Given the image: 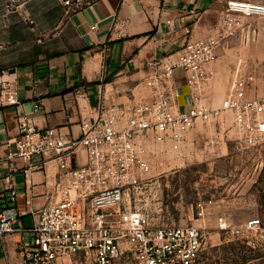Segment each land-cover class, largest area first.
I'll return each mask as SVG.
<instances>
[{
	"label": "built area",
	"instance_id": "built-area-1",
	"mask_svg": "<svg viewBox=\"0 0 264 264\" xmlns=\"http://www.w3.org/2000/svg\"><path fill=\"white\" fill-rule=\"evenodd\" d=\"M14 9L26 0H3ZM78 7L82 0H63ZM264 16V2L228 1L222 12L224 25L236 24L243 17ZM220 35L190 37L176 51L151 64L145 84L149 99L133 104H105L102 95L95 106L96 115L82 117L80 135L68 137L60 127L38 126L26 115L18 117L15 149L6 158L29 161L40 156V163L57 162L60 198L33 210V224L18 222L14 182L6 177L9 201L0 204V238L10 232L27 230L31 238L19 248L21 264H64L70 255L91 257L96 264H111L124 250L135 264H201L202 228L193 222L152 224L138 207L131 206L125 193L149 168L147 140L180 149L185 134L204 113L195 87L212 76L210 63L216 57ZM175 68L183 70L190 88L188 108L179 104V91L173 83ZM264 66L255 64L246 71L234 70L218 109L233 117L235 138L253 144L264 138V87L259 77ZM264 86V84H262ZM0 102H18L12 82H2ZM86 150V162L74 165L77 146ZM29 166H33L29 163ZM64 182V183H63ZM213 200L196 202V215L212 212ZM219 231L238 234L252 249L264 251V219L247 218L241 224L218 215Z\"/></svg>",
	"mask_w": 264,
	"mask_h": 264
},
{
	"label": "crops",
	"instance_id": "crops-1",
	"mask_svg": "<svg viewBox=\"0 0 264 264\" xmlns=\"http://www.w3.org/2000/svg\"><path fill=\"white\" fill-rule=\"evenodd\" d=\"M228 1L82 0L73 8L63 0H26L8 9L0 0V88L3 81L12 82L18 99L13 104L0 102V204L9 201L6 177L14 182L18 222L24 227L33 224V210L60 198L56 161L40 163L39 155L29 161L6 158L7 150L15 149L20 115L78 137L81 118L96 115L100 95L109 105L149 99L145 80L153 69L151 62L178 50L190 35L217 32L215 25H224L222 12ZM256 21L244 17L232 33L220 37L209 65L212 76L194 88L202 95L201 103L214 101L203 95L213 91L220 77L224 80L219 92L224 95L237 67L244 71L253 60L264 59V41L255 35L264 32V23ZM172 79L179 104L188 108L190 88L183 70L175 68ZM160 144L164 143L153 142L154 150H160ZM85 150L81 145L75 148L74 165L86 162ZM30 238L27 230L0 238V264H21L19 248Z\"/></svg>",
	"mask_w": 264,
	"mask_h": 264
},
{
	"label": "rangeland",
	"instance_id": "rangeland-1",
	"mask_svg": "<svg viewBox=\"0 0 264 264\" xmlns=\"http://www.w3.org/2000/svg\"><path fill=\"white\" fill-rule=\"evenodd\" d=\"M251 17L259 19L256 24L264 23V16ZM234 26L215 25L214 33L223 38L224 32L227 36ZM255 35L264 41V32ZM255 64L264 66V59L253 60L251 66ZM222 78L212 85V92L203 95L214 101L204 105L206 112L185 134L180 149L160 144L161 149L154 150L149 138V168L138 183L129 186L125 198L154 225L183 222L199 225L203 232L201 264H264V251L252 249L238 234L216 227L219 214L234 224L252 216L264 219V138L253 144L235 138L231 112L218 109L226 93L219 92ZM259 78L262 88L264 74ZM208 199L213 200L212 212L199 219L195 204ZM63 261L96 264L85 255L66 256ZM111 264L135 263L128 250H124Z\"/></svg>",
	"mask_w": 264,
	"mask_h": 264
}]
</instances>
